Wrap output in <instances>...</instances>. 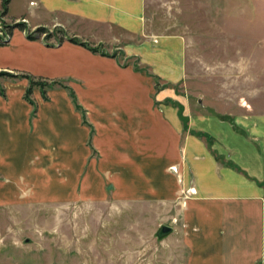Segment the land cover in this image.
<instances>
[{
  "label": "crops",
  "instance_id": "0c3cea01",
  "mask_svg": "<svg viewBox=\"0 0 264 264\" xmlns=\"http://www.w3.org/2000/svg\"><path fill=\"white\" fill-rule=\"evenodd\" d=\"M19 1L9 4L12 18L35 15L38 7L45 14L34 26H60L69 36L104 45L123 34L129 38L120 50L134 59L124 63L118 53L104 55L69 40L48 47L15 28L0 47V70L63 80L76 99L66 87L50 89L47 98L36 87L31 103L25 98L28 78L1 81L0 204L64 201L67 190L70 200L78 198V163L97 150L101 157L90 161V170L98 163L106 174L118 171L119 184L137 190L135 200L141 195L173 205L179 185L169 168L178 164L196 193L181 219H171L169 238L181 240L184 252L176 264H264V116L243 123L242 135L221 119L191 113L183 101L190 113L183 132L178 106L157 87L159 74L174 79L182 73L181 39L163 38L156 48L140 39L145 0H24L23 7ZM176 42L179 49L168 47ZM193 129L212 134L230 150L217 142L213 151ZM216 150L226 158L220 161ZM54 169L70 170L71 179L64 182Z\"/></svg>",
  "mask_w": 264,
  "mask_h": 264
},
{
  "label": "rangeland",
  "instance_id": "374dc122",
  "mask_svg": "<svg viewBox=\"0 0 264 264\" xmlns=\"http://www.w3.org/2000/svg\"><path fill=\"white\" fill-rule=\"evenodd\" d=\"M145 1L146 31L140 39L150 40L154 48L166 37L181 39L182 43V73L173 74L174 79L158 75L159 93L166 89L161 97L178 106L183 124L181 115L190 114L186 112L188 107L193 114L221 119L237 133L246 135L241 125L264 116V0ZM19 3L22 7L27 5L24 0ZM31 5H37V1L31 0ZM33 11L35 15H27L28 18L3 16L0 0V33H5V23L17 21H26L31 32L46 26L33 25L45 14L38 7ZM46 27L56 32L55 26ZM45 35L37 39L46 46L61 44L55 36ZM60 36L61 32L57 37ZM118 37L108 45L102 43L103 49L118 53L124 63L130 62L134 58H126L120 50L129 37ZM178 43L168 47L177 50ZM160 70L163 72L164 68ZM11 91L13 95L18 92ZM183 101L187 107L183 105L181 114ZM187 123L183 132L189 128V118ZM193 132L205 139L210 148L217 142L227 147L212 134L197 129ZM96 151L90 159L78 163V198L70 200L67 190L61 196L64 201L0 204V264H176L182 259V241L171 240L172 231L159 235L162 225L172 227L171 219H181L196 193L194 185H186L180 166L169 168L179 185L176 203L167 205L141 195L135 200L137 190L119 184L118 171L106 174L98 163L94 170L89 169L90 161L101 157ZM214 155L218 159L225 157L218 150ZM226 163L236 167L232 159ZM236 168L248 175L240 166ZM54 171L64 182L71 179L70 170ZM135 172L131 170L130 174ZM120 193L126 194V201L118 200Z\"/></svg>",
  "mask_w": 264,
  "mask_h": 264
},
{
  "label": "trees",
  "instance_id": "16d2710c",
  "mask_svg": "<svg viewBox=\"0 0 264 264\" xmlns=\"http://www.w3.org/2000/svg\"><path fill=\"white\" fill-rule=\"evenodd\" d=\"M11 0H2V8H3V16H6L9 13V4H10ZM15 28H19L20 30L26 31L28 38L30 39H36L39 38L41 35L46 34L45 36L47 37H53L55 36L58 39V42L62 43L65 40H69L73 43H77L80 45H83L85 47H87L88 49L94 51V52H100L104 55H110V56H117V53H108L106 50L103 49V44H98V45H93L88 41H84L81 38L77 37V36H69L67 34V32L62 28V27H56V32L54 33V30L52 31L51 29H49L46 26H39L34 32H31L29 27H28V23L26 21H17V22H13V23H5V27H4V34L0 33V47L6 45L12 35L13 32L15 30ZM61 32V36L57 37V35ZM145 69V68H144ZM16 78H28L30 80L29 82V86L25 92V98L28 99L31 103H34L33 99H32V93L35 87H39L42 91V95L43 97L47 98L48 97V89L54 88L56 86H62V87H66L69 88L63 80H47V79H43L41 77H36L32 74L29 73H14L11 71H7V70H0V92L2 94H5V90L3 87H1V81L3 79H16ZM70 95L76 99V95L74 93L73 90L70 89ZM180 112L182 114L183 112V105H180ZM181 117L184 119V124H188V116L185 117L183 115H181ZM187 127V126H185Z\"/></svg>",
  "mask_w": 264,
  "mask_h": 264
},
{
  "label": "water",
  "instance_id": "95a60500",
  "mask_svg": "<svg viewBox=\"0 0 264 264\" xmlns=\"http://www.w3.org/2000/svg\"><path fill=\"white\" fill-rule=\"evenodd\" d=\"M172 231V227L168 226V225H162V227L160 228L159 231V235H166L169 234Z\"/></svg>",
  "mask_w": 264,
  "mask_h": 264
},
{
  "label": "built area",
  "instance_id": "2783aa9c",
  "mask_svg": "<svg viewBox=\"0 0 264 264\" xmlns=\"http://www.w3.org/2000/svg\"><path fill=\"white\" fill-rule=\"evenodd\" d=\"M183 195H184V193H183Z\"/></svg>",
  "mask_w": 264,
  "mask_h": 264
}]
</instances>
